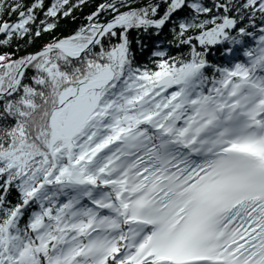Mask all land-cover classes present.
Masks as SVG:
<instances>
[{"label":"snow or ice","instance_id":"1","mask_svg":"<svg viewBox=\"0 0 264 264\" xmlns=\"http://www.w3.org/2000/svg\"><path fill=\"white\" fill-rule=\"evenodd\" d=\"M0 264H264V0H0Z\"/></svg>","mask_w":264,"mask_h":264},{"label":"trees","instance_id":"2","mask_svg":"<svg viewBox=\"0 0 264 264\" xmlns=\"http://www.w3.org/2000/svg\"><path fill=\"white\" fill-rule=\"evenodd\" d=\"M84 11L87 12V11H89V9L86 8ZM67 27H68L67 25H62V30H63V29H66ZM46 38H47V37H45V39H46ZM40 42H41V41H38V42H37V46L39 45Z\"/></svg>","mask_w":264,"mask_h":264}]
</instances>
